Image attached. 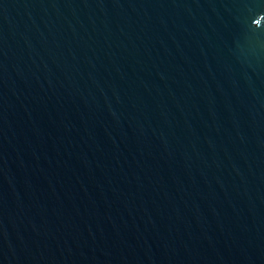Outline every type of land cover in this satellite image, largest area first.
Instances as JSON below:
<instances>
[{"label":"water","instance_id":"1","mask_svg":"<svg viewBox=\"0 0 264 264\" xmlns=\"http://www.w3.org/2000/svg\"><path fill=\"white\" fill-rule=\"evenodd\" d=\"M0 264H264V0H0Z\"/></svg>","mask_w":264,"mask_h":264}]
</instances>
